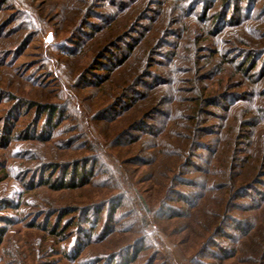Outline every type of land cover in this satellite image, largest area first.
I'll return each instance as SVG.
<instances>
[{"label": "trees", "instance_id": "1", "mask_svg": "<svg viewBox=\"0 0 264 264\" xmlns=\"http://www.w3.org/2000/svg\"><path fill=\"white\" fill-rule=\"evenodd\" d=\"M20 1L18 4L21 3L19 5L23 7L25 0ZM168 1L45 0L40 9L39 5L33 4L34 1H31L26 9L38 14H51L57 22V27L67 31L64 40L67 45H73L75 39L81 41L78 35L85 28H91L87 35L88 40L96 35L102 37L105 33L113 34L104 39L103 46L98 45L99 49L95 52L92 62L81 76L89 72V86L101 87L108 82L111 89L113 84L111 85L110 76L113 74L118 76L119 81L127 78V82H123L126 86L116 94L115 100L108 108L97 113L95 119L99 123L109 124H120L126 120V123L131 122L129 130L123 129L128 149L140 147L146 140L144 138L153 137L155 144L150 149L155 151L154 154L176 157L184 166L190 164L198 149H206L215 154L214 157L220 160L218 162H221V167L218 170L212 168L206 174L208 181L220 183L214 185L215 188H207L201 198L214 190L217 193L215 199L219 202L220 212L215 214V225L209 231L207 239L211 242L215 237L223 235L231 245H219L214 242L219 255H214L213 259L219 264H264V147L257 149L255 141L251 142L246 150L240 147L249 129H258L264 125V119L258 120L260 114H249L246 109L239 108L240 103H250L251 100L247 98L253 99L252 101L264 99V0H182L184 2L181 3H176L180 0ZM170 4L173 8L166 13L165 9L170 7ZM19 13L20 9L16 7L15 0H0V69L3 71L11 68L10 62L16 53H20L33 37L31 32H25L22 24H15ZM93 19L96 25L92 24ZM143 21H150V25L144 28L141 25ZM187 22L197 23L195 28H191L190 36L183 38V34L176 35L174 30L181 24L189 25ZM139 29L142 32H139ZM168 36L186 39V45L189 47L185 51L186 58H193L192 66L187 72L190 76L184 80L185 86L181 88V92H187L188 96L174 97L175 103L173 108H169L170 114L167 109L161 108L170 103L169 96L161 98L160 104L153 105L152 102L157 94L156 85L166 86L171 82L151 71L157 56L166 57L165 53L158 54L163 44L173 49L179 46L177 42L169 45L166 39ZM85 41L86 39L82 40V43ZM63 52L73 56L78 51L67 50L65 46L62 48ZM99 69L100 72H97ZM120 70H126L125 74L122 75ZM22 76L25 81L31 82L34 89L41 88L28 75ZM214 77L218 79L214 86L212 83L206 84V81ZM145 79H151L153 82L151 93L132 95ZM0 102L8 104L0 118V146L4 148L20 140L49 141L55 129L64 120L63 110L58 104L17 96L2 87ZM110 111L111 117H107ZM217 111H221L223 116L228 115L222 116L227 120L223 133L221 132V137L225 139L220 141L218 150H210L205 148L204 137L212 134L209 119L213 118ZM156 115H161L168 123L170 119L173 128L169 129L168 124L167 128L158 129L149 124ZM164 121L160 124H164ZM257 132L260 134L261 131ZM172 137H175L176 144L169 142ZM260 143H264V137ZM171 146H175L176 152L162 151V147ZM133 159L142 166L165 167L162 159L153 162L139 156ZM181 160L184 163L180 162ZM85 161L60 165L40 164L32 169H24L19 173L23 186V190L19 192L20 200L17 198L15 204L10 200H1L2 208L16 207L24 193L36 187H47L53 191L85 187L96 176L93 166L96 159L93 158L87 168ZM119 171L122 170L116 168L114 172L118 174ZM246 191L252 192L249 201L255 204L254 209H260L259 214H255L253 218L249 214L253 207L245 208L243 204H238ZM175 194L183 198L189 210L196 208V204L191 203L180 192ZM122 199L120 194H115L104 201L80 209L73 206L54 209L43 216L44 227H41L50 238L56 240H53L55 242L65 243L70 239L68 243H71V248L65 251L63 249L59 253H63L70 263L78 264L82 251L91 243L92 236L97 235L99 241H105L110 233L119 231L115 230L114 217L122 206ZM78 210L80 218H68L69 214ZM175 212L172 210L167 217H176ZM191 215L189 211L188 216ZM39 217L41 216L36 219ZM51 217H54L53 222ZM10 222L7 218L3 219V223L7 225ZM35 225L29 224L30 227H39ZM228 227L230 232H224ZM70 228H75L72 239L65 234ZM6 231V226H0V244ZM140 254L139 242L134 240L118 251L108 253L106 257L96 256L92 264H133ZM154 260L153 257L147 263L152 264Z\"/></svg>", "mask_w": 264, "mask_h": 264}, {"label": "rangeland", "instance_id": "2", "mask_svg": "<svg viewBox=\"0 0 264 264\" xmlns=\"http://www.w3.org/2000/svg\"><path fill=\"white\" fill-rule=\"evenodd\" d=\"M15 1L16 7L20 9L15 24H22L25 32H31L33 37L20 53H16L10 62L11 68L8 71L0 69V73H3L0 74V87L17 96L58 104L63 110L64 120L55 129L49 141L40 142L29 139L15 141L8 148L0 146V201L10 200L15 204L19 198V192L23 190L19 173L40 164L57 163L60 165L86 160L87 168L95 158L93 166L96 176L90 184L83 188L53 191L47 187H36L26 191L16 207L3 209L0 204V226H6L7 229L0 244V264H77L70 263L63 253L61 255L59 253L63 249L65 251L71 248V243H68L70 239L64 243L55 242V239L50 238L42 229L44 227L43 216L58 208L73 206L80 209L91 206L115 194H120L123 198L122 206L119 207L114 217L115 230L119 231L110 233L105 241H99L97 235L92 236L91 243L83 249L81 261L78 264H92L96 256L106 257L108 253L116 252L134 240H138L141 254L133 264H148L147 262H150L153 257L155 260L152 264H219L213 259L214 255H219L214 242L225 246L231 244L223 235L215 237L212 243L207 239L209 231L215 225V214L220 212V206L219 202H216L217 193L214 190L209 191L204 198H201V195L205 193V190L215 188L214 185L220 183L214 180L208 181L206 174L212 168L213 170L220 169L221 162H218L220 160L208 150L198 149L191 158L190 164L184 166L177 161L176 157L168 155L162 157L160 154H154L155 151L150 149L155 144L153 137L144 138L146 140L140 147L128 149L123 129L129 130L128 126L131 122L126 123V120L120 124H109L99 123L95 119L97 113L108 108L115 100L116 94L126 86L123 82H127V78L119 81L118 76L111 75L110 82L111 85L113 84V89H111L108 82L101 87L89 86L91 74L89 72L81 76V73L92 62L95 52L99 49L98 45L113 34L105 33L102 37L96 35L88 40L87 35L91 28H85L78 35L81 41L75 39L73 45L64 44L67 31L57 27V22L53 20L51 14H38L26 9L31 1L39 5L40 9L45 0H25L24 8L19 5L21 3L18 4L20 0ZM181 2L184 1L180 0L176 3ZM170 8H173L171 4L170 7H166L165 12L167 13ZM91 22L96 25L94 19ZM193 23L181 24L180 29L174 30L175 34H183V38L190 36L191 28H195L197 24ZM141 25L146 28L150 25V21H143ZM84 39L86 41L82 43ZM166 39L169 45L177 42L179 46L173 49L163 44L159 49L158 54L165 53L166 57L157 56L156 64L151 71L171 83L166 86L156 85L157 94L152 104H160L161 98L169 96L170 103L161 107L169 112V108L174 106V97L188 96L187 92H181V88H184V80L190 76L187 72L192 66L193 58L191 56L190 59L186 58L185 51L189 48L186 45V39L180 40L173 36H168ZM129 42L131 41H126V43ZM65 46L67 50L73 49L78 52L73 56L68 53L64 54L62 48ZM15 68H20V70L17 71ZM125 71L120 70V73L123 75ZM97 72H100V69ZM23 74L36 81L41 88L34 89L30 81L23 79ZM217 80V77H214L206 81V84L212 83L214 86ZM152 84L151 79H145L142 85L131 94H150V89L154 87ZM247 100H251L250 103H240L239 108L246 109L249 114H260L258 120L264 119V99L252 101L253 99L247 98ZM7 107V103L0 102V118ZM260 110L262 112H259ZM111 113L112 111L107 117H111ZM222 116L223 113L217 111L216 115L209 119L212 134L204 137L205 148L210 150L217 148L218 150L220 141L223 142L225 139L221 137L227 123L223 117L228 115ZM162 120H165L164 117L162 119L161 115H156L149 124L158 129L159 127L160 129L167 128L168 124L169 129L173 128L170 119L169 123L165 120L164 124H160ZM263 129V124L258 129H249L247 134L249 137L245 135L240 147L246 150L249 144L255 141L257 149L261 146L263 148L264 143H260L264 137ZM258 130L261 131L260 134ZM169 142H175V137L170 138ZM139 148L140 151H138ZM173 150L176 152L175 146L162 147L165 153ZM135 156L148 162L162 159L165 167L142 166L140 162L134 161ZM127 161L130 162L125 163ZM116 168L122 171L116 174L114 172ZM172 190L175 193L180 192L191 203L196 204V208L189 210L183 198ZM249 192H244L245 195L238 201V204H243L245 208L255 207V204L249 201V197L252 196V192ZM254 207L249 212L252 218L260 212V209L255 210ZM172 210L176 211V217H167ZM189 211L191 216H188ZM79 212L78 210L76 213L69 214L68 218L77 219V216L80 218ZM38 216L41 217L36 219ZM4 218L11 221L9 225L3 223ZM53 220L54 217H51L52 222ZM32 223L39 227H30L29 224ZM63 224L64 221L61 226ZM101 224L102 220H100ZM229 228L224 232H230ZM73 230L75 228L67 230L66 236L72 239Z\"/></svg>", "mask_w": 264, "mask_h": 264}, {"label": "snow or ice", "instance_id": "3", "mask_svg": "<svg viewBox=\"0 0 264 264\" xmlns=\"http://www.w3.org/2000/svg\"><path fill=\"white\" fill-rule=\"evenodd\" d=\"M51 37H49V39H50Z\"/></svg>", "mask_w": 264, "mask_h": 264}]
</instances>
